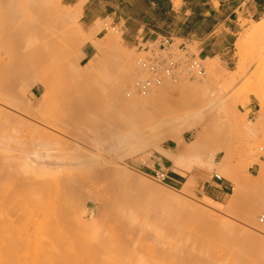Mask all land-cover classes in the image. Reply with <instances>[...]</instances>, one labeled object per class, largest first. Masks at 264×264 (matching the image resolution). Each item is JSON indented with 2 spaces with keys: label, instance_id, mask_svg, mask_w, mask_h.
<instances>
[{
  "label": "rangeland",
  "instance_id": "rangeland-1",
  "mask_svg": "<svg viewBox=\"0 0 264 264\" xmlns=\"http://www.w3.org/2000/svg\"><path fill=\"white\" fill-rule=\"evenodd\" d=\"M138 1L141 0H95V2H97L96 9L100 16L106 17V19L96 23L99 24L97 29L95 26L94 29L86 32L80 23L81 10L74 13V9L67 7L65 1L57 0V10L66 11L72 14L73 18L68 27L62 29L61 32L60 30L54 32L49 28L51 24L49 20L46 19V17L52 15V13L50 10L48 11L46 7L39 4L37 5V2L25 4L18 0H0V169H2L1 167H3V169L10 168L11 170L15 169L18 172L17 174L24 173L31 165L29 162H24L25 159L27 161V156L23 154L24 152L26 154L35 153L39 156L41 153L42 155H45V152L51 153L50 150H52V152L66 153L67 155L63 154L65 156L70 154L68 156L70 158L73 155V159H70L71 161L80 160L83 154V158L88 155L90 156V154L94 152L95 153L92 155L98 156L96 153L103 147V144L100 142L101 139L97 138L90 140L87 136L92 137V131L94 129L104 128L101 124L98 126L99 116L102 115V113L106 116L117 115L116 108L113 107L114 103L110 100V96L123 94V100L124 102L126 101L125 104L131 103L132 99H136V97L141 99L149 97V93L143 97L136 96L132 94L131 90L140 77L150 78L151 76L141 69L140 60L161 55L178 63L182 68H186L189 64L195 62L203 69L204 74L202 76L190 78L189 75L185 74L179 77L176 82L163 78L162 83L155 86L153 90L156 94H161L162 92L159 98L154 101H141L137 105H129L123 109V112L140 113L142 115L141 119H128L123 121L121 126H114L111 127V129L118 130L119 132L122 130V133L130 136L140 134L145 138L153 134L151 140L160 139V141L157 140L158 142L156 143L154 142L155 140H150L152 146H148L147 142L145 146H140V148L137 149L138 151L135 152L139 156H146V164H142L141 166L137 164L139 166L135 167V169L148 176L155 184L159 186H171L179 190L187 180V190L189 191L187 199L190 201L194 203H205L220 209L225 206L228 207L227 214L224 212L222 216L225 215L223 216L225 221L234 223L236 232H233L237 235L234 233L232 236L231 234L233 232L230 234V231L228 232L226 229H223L220 234L221 238L214 234L207 239L208 241L205 240V242L207 241L206 243L204 242L205 245L202 244L198 247L193 245V241L198 237L197 234L194 231L187 232L183 239L184 241L187 240L186 242H188V248L191 249H189L190 251L194 249L195 253L196 250V253H199L197 257L203 260L204 258L206 259V261L204 260V263L206 262L205 264H264V246L260 244L261 241L264 242V238L261 240L259 232L256 231L257 234L255 231L249 230V228L242 224V218L245 217L243 208L264 195V113L260 111L258 118H254V116L249 115V111L246 110L245 107L248 103L249 96H254L260 103L261 108L264 107V95L263 97H259L257 94L259 89V94H261L262 91L264 92V46H261L259 49V45H247L244 52L245 56L243 57L237 54L235 45L231 46L228 50V56L233 58V63L229 65V69L218 61V59H214L217 70L215 72L211 71V73L206 63L200 62L201 60L198 58L194 48H191L189 52L196 55L193 58L190 57V54L188 55L187 52L178 50L175 47L160 51L154 50L153 46H149V51L134 47L126 43L119 24L121 23L120 25H122L126 15L131 16V13H133L134 16L132 17H136L135 9L137 7L136 2ZM84 2H86V0H84ZM12 3L17 6H14V8H17L13 9L14 12L5 9L6 7L9 8V5H12ZM47 11L48 13L45 14ZM42 21L43 23H41ZM246 23L247 22H242V26ZM115 36L119 37V41L109 46L107 44V39ZM241 37H243L242 33L234 39L236 40L235 43H238ZM87 43H91L95 49L94 55L88 60H82L81 48ZM255 49L258 50H256L255 54L250 56V58L249 54L253 52L252 50L255 51ZM115 51L119 52L121 60L116 61L113 59L115 57L112 52ZM103 68L108 70L110 80L107 76H104L105 78L101 76ZM111 72L112 76L110 75ZM255 75L256 77L258 76L259 81H261L258 89V84L253 80V78H255L253 76ZM87 86L90 88V91H87L89 89ZM120 86L124 87L123 91L119 90ZM70 89L72 92L69 91ZM76 90H79L78 93L80 94L84 93L85 96H88L94 91L98 96L96 97V103L98 102V104H96L94 108H89L86 105L87 100H85L87 97H84L83 94V97H80L81 95L75 97L77 102L74 101L75 99L72 100V103H70L71 101L67 102V95L70 94L69 92L73 93L75 91L76 95L78 94ZM127 93H131V95L127 96ZM62 100L65 101L63 102ZM77 106L81 108H77ZM14 109H17L19 115L17 113L16 116V114L12 113ZM100 112L101 114H99ZM64 113L66 117L65 115H61ZM28 114L29 116H27ZM13 115L16 118L12 117ZM75 116L77 118H75ZM20 118L21 120H19ZM84 118L86 119L84 120ZM66 119L68 120L67 122ZM26 120H28V124L31 125L40 124V127L38 126L39 128L43 127V125L48 126L49 128L45 127L48 131H46L48 139L41 134L39 135V133L36 134L34 128V131L32 128L30 129V126L25 123L27 122ZM83 120L87 123L89 122L86 124L87 126H83L85 123L80 124V121L82 122ZM184 121H188V124L190 123L191 125L189 124L187 127H185L186 125L183 126ZM192 121H194V123ZM161 122H163V124ZM92 123L93 125H91ZM158 123H161L162 126L159 127V130ZM20 125L22 126L20 127ZM75 125L76 127H74ZM163 125L165 126L163 127ZM54 126H56L55 128L57 129H54ZM211 126L218 128V131H215V133L212 132ZM247 127L252 129L253 135L247 132V130H249ZM163 128L169 131L168 136H171L170 132H172V135L174 133V136H171L172 139L167 137L168 133L165 134L166 130ZM160 129H162L161 131H165L164 134L163 132H161L162 134L160 133L161 136L166 135L164 137L162 136L165 140L161 139V136L156 134ZM137 130H139L140 133H137ZM172 130H174L176 134ZM222 131H224V133H222ZM155 134L156 137H154ZM38 136H41V139H39ZM58 136L60 137L59 139H57ZM197 137H199L202 142L208 143V152L218 155L219 159H225L224 161L233 168L236 178L240 180L237 189L238 197L236 198L237 202L235 205L230 204L234 185L224 178L220 180L216 179L214 176L215 171L207 175L198 176V184H193V179L197 176V172L194 171V169H192V172H189V176L188 174H181L183 178L179 184L173 183L169 179H167L166 182H162L157 178L158 174L168 176L166 172L168 167L169 169L174 168L177 172L179 171L173 166L169 159V161L164 163L165 166L163 170L153 165L152 160L155 161L161 156L165 157L163 154L159 153L160 151L154 147V144H156L158 148H164L165 144L170 143L172 147L177 145L176 149H166L167 151L189 153L197 148L194 142L195 140H193ZM226 139L228 140L226 141ZM230 139L233 140L231 141ZM34 140L37 144H35ZM39 142L50 144V148L44 150L38 149ZM17 143L19 144L17 145ZM20 143L22 146L25 144L24 147H17L20 146ZM91 143L92 146L90 145ZM65 146L67 148H65ZM111 153L116 154L114 151H111ZM89 156L88 158L91 157ZM30 157L36 159V156L33 154H31ZM36 160L38 164L44 168L45 156H41ZM226 167L228 166L226 165ZM9 180L0 183V264H168V261L164 263L158 262V260L154 261L153 259L150 261L146 260L145 262V259H142L141 252L135 254L131 251L128 253L129 256L126 254L127 256L124 255L125 258L118 261V259H120L119 253L122 254L125 253V251L121 252L117 250L118 254L116 255L114 253L116 248L113 253L118 259L113 256L114 254H112V258L107 257V255L109 256L110 254V249L114 245L113 241L116 242L115 239H112L115 234H112L111 237L106 236L107 231H105V229H107V227L110 228L109 225L106 227L98 225V228H92V220L88 223L86 218L84 219V214L81 210L78 211L77 209L74 211V206L70 207L72 201H68V203L65 201L62 202L64 206L62 205L61 207L64 209L68 207L69 209H73V211L69 210L67 215H65L67 216L65 218L67 221H65V219L60 220L62 217H59L60 221L67 224L65 229L61 227L62 224L59 225V228V226L56 225L58 222L56 219L57 216H55V214L52 215L50 212L54 199L52 195L49 197L50 191L44 192L43 190L42 193H45L43 195L42 193H38L36 187L24 189L15 185L13 180H10V182ZM6 183H9L7 187L5 186ZM212 183L222 185L225 193L223 195H218L215 200L203 197L199 191L203 185ZM162 188L163 187H161V189ZM98 210V205H96L93 216H97ZM262 211L263 209L257 213L256 219ZM72 212L74 214H72ZM254 214L255 212H250L248 215ZM100 215L103 214L101 213ZM78 216L81 218L79 219ZM170 216L166 217L168 221H162L161 219L163 225L166 224L164 223L166 221L168 222L167 224H169L171 220V222L174 223V218H170ZM103 218H101L100 221ZM50 221H57L54 223L55 226L53 230L56 227V233L58 234L55 232L54 234L53 231L49 232L50 234L46 233L52 229V222L50 223ZM111 221L114 220H106V222H110L109 224L115 223ZM104 222L105 218L100 224ZM173 223H171L172 226ZM181 223L182 226L187 227L194 223V219L183 217ZM112 226L113 225H111V227ZM263 229L264 228L259 226L258 230L261 231ZM101 232L102 234L100 235ZM171 232L173 231L171 230ZM96 235L97 237H95ZM243 235H248L247 238L249 239ZM42 237H45L44 240L47 239V242H44V246H41L44 241L41 240ZM244 238H246L247 241ZM32 239L36 240L33 241ZM51 239L53 240L51 241ZM109 240H112V242H110L111 245L107 246L105 252V249H102L98 245L101 242L106 244ZM258 240H260L259 243L257 242ZM48 241L51 243L46 245L49 243ZM96 243L99 244L97 245ZM232 244L235 245V247ZM35 253L37 255H35ZM131 253L135 254L134 256L137 258L133 259L130 255ZM45 254L47 255L45 256ZM149 254L152 256L151 253ZM122 256L123 255H121V257ZM147 256L145 255L146 258ZM208 257L210 260H208ZM71 259H74V261L72 260V262ZM111 259L117 261L114 262V260L112 261ZM140 259L143 262H140Z\"/></svg>",
  "mask_w": 264,
  "mask_h": 264
},
{
  "label": "bare ground",
  "instance_id": "bare-ground-1",
  "mask_svg": "<svg viewBox=\"0 0 264 264\" xmlns=\"http://www.w3.org/2000/svg\"><path fill=\"white\" fill-rule=\"evenodd\" d=\"M18 1L21 3H25V4H33V3L37 2V5L39 4L43 7H46V9L48 11L50 10L52 15L46 17V19L49 20V22L51 24V25H49V28H51V30L54 32L55 31L57 32L59 30L61 32L62 29L68 27L69 23L71 22V20L73 18L72 14L67 13L66 11H59L60 9L57 10V8H58L57 7L58 6L57 0H18ZM179 1L180 0H176L174 7H178ZM19 2H17V3H19ZM9 6H10L9 8L6 7L5 9H9V11L11 10L13 12H14L13 9H17V8H14V6L17 7L16 4L12 3V5L10 4ZM80 10H81L80 5H78L74 8V11H75L74 13H77ZM48 11L45 12V14L48 13ZM41 23H43V21ZM248 24H249V27L242 32L243 37H241L240 41L235 44L237 54L242 56V57L245 56L244 52L247 48V45L256 44V45H259V49L261 46H264L263 45V43H264V17L259 22H250ZM98 25L99 24H96V29H97ZM118 41H119L118 36L109 37L107 39V44L110 46V45H113L115 42H118ZM256 50H258V49H255V51L252 50L253 52L249 54V57L253 56L255 54ZM112 54L115 57V58H113L114 60H116V61L121 60V57H120V54L118 51L112 52ZM200 62L206 63L210 73H211V71L215 72L217 70L214 59H211V60L207 59V60L200 61ZM100 66H102V65H100ZM82 73H83V71H82ZM82 73H81V75L83 76ZM108 73H109L108 70H106V68H103V70L101 71V76H103V77L107 76V78L109 77V80H110V76H108L109 75ZM111 74H112V72L110 73V75ZM253 77H255V78H253V80H255V83L258 84L257 85V89H258L259 85L261 84V81H259V78H258V76L256 77V75ZM145 79L146 78L140 77L135 82L134 88L131 89L132 94H134L136 96H140V97L146 96L149 93L148 94L149 97H147L145 99H141V98L136 97V99H132L131 103L125 104L126 101L124 102V100H123V94L122 95L121 94L120 95L115 94L113 96H110L111 97L110 100H112V102L114 103L113 107L116 108L117 115L120 114L121 112H123V109L126 106L135 105V104L137 105V104H139V102L146 101V100L154 101L162 95V92H161V94L160 93L159 94L154 93V91H153L155 88L154 85L156 84L154 80L146 79L147 81H149V84H148ZM261 79H263V78H261ZM87 81H89V80H87ZM108 84H109V82H108ZM146 85H151V87L146 88ZM80 87H82V86H80ZM105 87H107V86H105ZM119 90L123 91L124 87L120 86ZM69 91L72 92L71 89ZM78 91H77V93H78ZM87 91H90V88ZM259 91H260V89L257 91L258 96L263 97L264 92L262 91V93L259 94ZM71 92H69L70 94L67 95L68 97L66 96L67 102L71 101L70 103H72V100L75 99V97L77 95L78 96L81 95L80 97H83V96L87 97L85 100H87L86 105L89 108H91V107L94 108L96 106V104H98V102L96 103V100H97L96 97H98V96H97V93H95L94 91L91 92V94H89L88 96H85L84 93H82L83 94V96H82V94H80V93L75 95V91L73 93H71ZM130 95H131V93L130 94L127 93V96H130ZM125 100H126V98H125ZM74 101L77 102L76 99ZM83 101H84V99H83ZM84 104H85V102H84ZM66 106H67V104H66ZM29 107H31V106H29ZM79 107L77 106V108H79ZM13 108H15V107H13ZM1 109H3V108H1ZM29 109H31V108H29ZM65 110H66V108H65ZM69 110H71V109H69ZM94 110H96V109H94ZM12 111H13L12 113L16 114V116H17V113H18L17 109H14ZM63 112H65V111H63ZM261 112L264 113V107L261 108ZM28 113H30V112H28ZM83 113H84V111H83ZM99 114H101V112ZM18 115H19V113H18ZM44 115H46V114H44ZM61 115H65V113L61 114ZM96 115H98V114H96ZM117 115L115 114V116L114 115L106 116L102 113V115L99 116L98 126H100V124H101L102 127H104V128L94 129L93 131L90 130V131H92L93 136L92 137L90 136L91 138L87 136V138L90 140L91 139H97V138L101 139L100 142L103 144V147H101L98 150V153H96V154H98V156L92 155L95 153L94 152L92 154L89 153L91 157L89 155L88 156L90 158H88V156L83 158L84 157V154H83V156L80 160L71 161L70 159L71 158L73 159V155L70 158V157H68L70 154L68 156H65V155H67L66 153H63V154H65V155H63L60 152H56V151L52 152V150H50L51 153L45 152V155L44 154L42 155V153H41V155H39V156H37L35 153H27L26 154L24 152L23 154L27 156V161L25 159L24 162H29L31 164L30 167L25 172L23 171L24 173L20 172L21 174H17L18 172L15 169L11 170L10 168H5V165H4L5 169H3V167H1L2 169H0V183L1 182L4 183L10 179V180L14 181L13 183L15 185H18L24 189H31L33 187H36L38 193H40V194L42 193L43 190H44V192L50 191L49 197L51 195L54 197L52 206L50 208V212L52 213V215L55 214V216L58 217V218L56 217V219L58 221V222L57 221L56 222L58 224L54 221H50V223L52 222L51 223L52 229H51V231L46 232L47 234H50L49 232H52V231H53V233L57 232L56 227H55L56 230H55V228L53 230V227L55 226L54 223H56L57 226L62 224L61 227L63 229H65L67 227V224L63 223V221H60V220H64L67 217V216H65V215H67V212H69V210L73 211V209H69L68 207L67 208L65 207L66 209H64L61 206L64 204V203L62 204V202L66 201L68 203V201H72V205H70V207L74 206V209H75L74 211H76L77 209H78V211L81 210V212H83V214H84V216H83L84 219L86 218L88 223H89V221L92 220V223H93L92 228L95 229L98 225H103L104 227H106L107 225L110 226V228L107 227V229H105V231H107L106 236L111 237L112 234L113 235L115 234L112 237V239L113 240L115 239L116 242L113 241L114 245L110 249V254H109V256L107 255V257L112 258L113 256H115L118 259V257L116 256L118 254L117 252L118 251H121V252L125 251V253H122V254L119 253L120 254V256H119L120 259H118V261H119V260L125 258L124 255H126V254L128 255V253H130L129 251H131L135 254H138L139 252H141L142 259H145V262H146V260L150 261L151 259H153L154 261L158 260V262H164V263H166L168 261V264H170V262H171V264H205L206 262L204 263V260L206 261V259L203 257L204 258V260H203L200 257H197V255L199 253H196V250L194 253L193 248H192L193 250L190 251L191 249L188 248L189 246H188V242H186L187 240L184 241L183 238L187 232L194 231L198 237H197V239H195L193 241V245L200 247L202 244H204L205 240H207L208 238H210L214 234L218 235L219 238H221L220 234H221V231L223 229H226L228 232L230 231L229 232L230 234L233 231L236 232V227H235L234 223H232L230 221L229 222L225 221V219H223V216H225V215L222 216V213L224 214V212H225V214H227L228 207L225 206L224 208L220 209V208H216V207L210 206V205L205 204V203H199V202L194 203L193 201H190L189 199H187V197L189 195V191L187 190V180H186V182L183 183V185L181 186V189L177 190L171 186H166V185L165 186H161V185L159 186L158 184H155L153 181H151L148 178V176H146L142 172L136 170L135 167L139 166L137 164H140V166L142 164H146V162H145L146 156L145 155L139 156L135 152L138 151L137 149L140 148V146H142V147L145 146L147 142H148L147 143L148 146H152L150 140L153 137V134H152V136L145 138V137H142L140 134L130 136V135H127L125 133H122L123 132L122 130H121V132H119L118 130L111 129V127H114V126H119V125L121 126V123L125 120L141 119L142 118V115L138 112H136V113L123 112L122 114H120L118 116ZM27 116H29V114ZM67 116H69V115H67ZM73 116H74V114H73ZM80 116H78V117H80ZM12 117L16 118L14 115ZM65 117H66V115H65ZM75 118H77V117L75 116ZM2 119H4V118H2ZM10 119H12V118H10ZM85 119L86 118H84V120ZM19 120H21V118ZM68 120H69V118H68ZM68 120L66 119V122ZM26 121L27 122H25V123H27V125L30 126V129L31 128H32V130H33V128L35 129L36 134L39 133V135L41 134V135L45 136V138L47 137V133H46L47 129L45 127L49 128L48 126L43 125V127L39 128L40 124L39 125L38 124L31 125V124H28V120H26ZM73 121H74V119H73ZM83 121L82 122L80 121V124L85 123L84 125L82 124L83 126H85L86 124L89 123V122L87 123V122H85V121L83 122ZM56 122H59V121H56ZM192 122L194 123V121H192ZM20 123H21V121H20ZM35 123H36V121H35ZM161 123L163 124V122H161ZM161 123H158V130H159V127H162ZM74 124H76V123H74ZM164 124H166V123H164ZM189 124H188V121L183 122V126L186 125L185 127H187V125L189 126ZM61 125H62V123H61ZM91 125H93V123ZM21 126L22 125H20V127ZM164 126L165 125H163V127ZM55 127L56 126H54V129H57ZM74 127H76V125ZM79 128H78V130H79ZM86 129H87V127H86ZM163 129L166 130L165 128H163ZM223 129H225V128H223ZM247 129H249V127H247ZM161 130L162 129H160V131L158 133L156 132V134L160 135L161 132H163V134H164L165 131H161ZM220 130H221V127H220ZM58 131H60V130H58ZM69 131H70V129H69ZM172 131L175 132L174 130H172ZM211 131L215 133V131H218V128H215V126H211ZM136 132L140 133L139 130H137ZM168 132L169 131L166 130L165 134H167ZM247 132H249L250 135H253L252 129L247 130ZM45 133H46V135H45ZM170 133H171V136H174V133H173V135H172V132H170ZM222 133H224V131H222ZM48 134H50V133H48ZM156 134L154 137H156ZM175 134H176V132H175ZM168 135H169V133L167 134V137L171 138V136H168ZM79 136H81V135H79ZM162 136L164 137L166 135H162ZM162 136L160 138L165 140L164 138H162ZM40 137L41 136H38L39 139H41ZM59 138L60 137L58 136L57 139H59ZM231 138H232V136H231ZM47 139H48V137H47ZM55 139H56V137H55ZM157 140L160 141V139H153L151 141H154L156 143V142H158ZM193 140H195L194 142H195V145L197 146V148H195L193 151H191L189 153L178 152V151L177 152H170V151H167L163 147L158 148L156 146V144H154L155 146L154 145L153 146L160 151V152L158 151L160 154H163L167 159H169L171 161L173 166L179 171L180 174H182V175L188 174V176H189V172H192V169H194V171L197 172V176L193 179L194 180L193 184H195V183L198 184V182H199L198 176L207 175L213 171H215V175H214L215 178H217V179H223L224 178L225 180L231 182L234 185V187L232 189L233 193H232V196L230 199V204L235 205L237 202V199H236L238 197L237 189H238V185L240 184V180L238 178H236L235 173L233 171V168L231 167L230 164H229L230 165L229 166L227 164V162L224 161L225 159L222 158L223 159V161H222V159H219L218 155L208 152V150H207V148L209 147L208 143H206V142L204 143V141L202 142V140H200L199 137H197ZM203 140H204V138H203ZM227 140L228 139H226V141ZM34 142H35V140H34ZM214 142H215V140H214ZM216 142H218V141H216ZM39 143H38V147H39L38 149L44 150V149L50 148L49 147L50 144H48V143L43 142V143H40V145H39ZM18 144L19 143H17V145ZM35 144H37V143L35 142ZM24 145L22 146L20 143V146H17V147H24ZM61 145H62V143H61ZM90 145L92 146V143ZM220 145H222V144H220ZM51 146H52V144H51ZM65 148H67V147L65 146ZM36 149H37V146H36ZM24 150H26V149H24ZM111 151H114L116 154H112ZM31 154L35 155L36 159H39L41 156H45L44 168H42L38 164L36 159H32L30 157ZM0 155H1V153H0ZM9 155H10V153H9ZM3 156H4V154H3ZM226 165L228 167H226ZM10 180H9V182H10ZM8 185H9V183H6L5 186L7 187ZM161 187H163V188L161 189ZM51 201H52V199H51ZM55 205H57V206H55ZM96 205H98L99 210H98L97 216L95 215L96 216L95 217V216H93V211H94V208ZM58 206H60V207H58ZM236 209H237V207H236ZM262 209H263L262 212H264V195H262L258 200L253 201L252 204L245 206L243 208L244 213H245V217L242 218L243 221L241 219L242 224L244 226H246L247 228H249V230L255 231V233L259 232V235H261L260 236L261 240L264 238V229L261 231L258 230L259 226H261V225L258 224L256 216H257V213ZM250 212H255V214L254 215H248ZM262 212H260V214ZM101 213L103 215H100ZM72 214H74V213L72 212ZM163 215H165V216H163ZM167 216L168 217L170 216V218L173 217L174 218L173 221L175 220L174 223H176V224L171 222L172 221L171 219H170L171 221L169 220L170 221L169 224H167L168 223L167 222L168 220L166 218ZM59 217L60 218L62 217V218L59 220ZM103 217L105 218V222H106V220H108V221L114 220L111 222H115V223L109 224L110 222L109 223L106 222L107 223L106 224L104 222L103 224H100L101 222H103V219H104ZM162 217H164V218H162ZM183 217H188V218L194 219V223L188 225L187 227L182 226L181 221H182ZM78 218L80 219L81 217L78 216ZM101 218H103V219L100 221ZM161 219H162V221L167 220L166 222H164V223H166L165 225H163V222L161 221ZM65 221H67V220L65 219ZM171 223H173V226H175V227H173ZM111 225H113V226L111 227ZM59 228H60V226H59ZM261 228H264V226H261ZM171 230L173 232H171ZM58 232H59V229H58ZM235 232H233L231 235L233 236ZM53 233H51V234H53ZM171 233H173V234H171ZM56 234H58V233H56ZM101 234H102V232L100 233V235ZM252 235H255V234H252ZM243 236L247 238L248 235L247 236L243 235ZM95 237H97V235ZM27 238H29V237H27ZM44 238L45 237H42L41 240L43 241ZM246 238H244V239L246 240ZM247 239H249V238H247ZM34 240H36V239H34ZM46 240L43 241V244L41 243L42 244L41 246L45 245L44 242ZM52 240L53 239H51V241ZM48 242L49 243H47L46 245L51 243L50 241H48ZM110 242H112V240L107 241L106 244L105 243L103 244L102 242L101 243L99 242L100 243V244L98 243L99 245L97 243L96 244L99 247H101L102 249H105V252H106L107 246L111 245ZM257 242L259 243L260 240H258ZM116 243H117V245H116ZM260 244H263V246H264V242L261 241ZM12 245H13V243H12ZM61 245H63V244H61ZM102 245H105L106 247L102 246ZM32 246H34V245H32ZM233 246L235 247V245H233ZM101 248H99V249H101ZM115 248H116V251L114 252ZM30 249H32V248H30ZM255 249H257V248H255ZM50 250H52V249H50ZM58 251H60V250H58ZM63 251H64V249H63ZM97 252H98V250H97ZM149 253H151L152 256ZM112 254H114V255L112 256ZM135 254H132V253L130 254L133 259L137 258L134 256ZM25 255H24V257H25ZM35 255H37V254L35 253ZM46 255L47 254H45V256ZM49 255H50V253H49ZM60 255H61V253H60ZM121 255H123V256L121 257ZM145 255L146 256L150 255L149 257L147 256V258H149V259H147L145 257ZM99 256H101V255H99ZM73 258H74V256H73ZM206 258H207V256H206ZM72 260L74 261V259H71V261ZM111 260L112 261L114 260V262L117 261L115 259H111ZM208 260H210L209 257H208ZM140 262H143V261L140 259ZM140 262H138V263H140ZM29 263H31V262H29ZM126 263H127V261H126ZM160 264H163V263H160Z\"/></svg>",
  "mask_w": 264,
  "mask_h": 264
},
{
  "label": "crops",
  "instance_id": "crops-1",
  "mask_svg": "<svg viewBox=\"0 0 264 264\" xmlns=\"http://www.w3.org/2000/svg\"><path fill=\"white\" fill-rule=\"evenodd\" d=\"M67 7L80 5V23L86 32L94 29L96 23L105 20L100 16L95 0H63ZM100 3V2H99ZM141 0L136 2V17L126 15L119 24L126 43L149 51L167 50L175 47L189 53L191 48L197 52L201 61L218 59L227 69L233 63L229 48L236 43V37L249 26V22H259L264 17V4L258 0ZM242 22H247L242 26ZM95 49L91 43L81 48L82 60H88ZM246 110L249 115L258 118L261 106L254 96L248 97ZM177 145L165 144L167 150H175ZM169 161L161 156L153 165L164 169ZM168 179L180 183L183 176L174 168L167 169ZM203 197L210 200L223 195L224 188L216 183L203 185L200 190Z\"/></svg>",
  "mask_w": 264,
  "mask_h": 264
},
{
  "label": "built area",
  "instance_id": "built-area-1",
  "mask_svg": "<svg viewBox=\"0 0 264 264\" xmlns=\"http://www.w3.org/2000/svg\"><path fill=\"white\" fill-rule=\"evenodd\" d=\"M140 67L142 70L151 75L150 78L146 79L154 80L156 83L154 86L160 85L163 78L176 82L179 77L185 74L189 75L190 78H197L204 74L201 66L195 62H192L186 68H182L178 63L161 55L140 60ZM147 83L149 84V81H147ZM149 87H151V85H146V88ZM157 178H159L162 182H166L168 179V177L164 174H158ZM257 221L259 225L264 226V212L258 215Z\"/></svg>",
  "mask_w": 264,
  "mask_h": 264
},
{
  "label": "water",
  "instance_id": "water-1",
  "mask_svg": "<svg viewBox=\"0 0 264 264\" xmlns=\"http://www.w3.org/2000/svg\"><path fill=\"white\" fill-rule=\"evenodd\" d=\"M258 1H260V2H262L264 4V0H258Z\"/></svg>",
  "mask_w": 264,
  "mask_h": 264
}]
</instances>
